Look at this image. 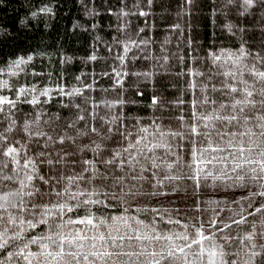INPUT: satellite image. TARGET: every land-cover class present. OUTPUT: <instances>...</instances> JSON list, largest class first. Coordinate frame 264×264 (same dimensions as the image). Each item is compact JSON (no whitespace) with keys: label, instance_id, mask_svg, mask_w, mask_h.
Instances as JSON below:
<instances>
[{"label":"snow or ice","instance_id":"1","mask_svg":"<svg viewBox=\"0 0 264 264\" xmlns=\"http://www.w3.org/2000/svg\"><path fill=\"white\" fill-rule=\"evenodd\" d=\"M196 3L183 0L182 14ZM207 4L210 20L217 14L224 18L220 28L233 47L213 48L221 37L211 32L196 36L195 46L192 39L187 41L189 61L197 65L178 73L190 78L187 116H165L162 98L154 95L148 107L160 115L147 124L136 119L129 125L122 115L108 118L88 111V97L76 103L74 98L83 96L79 88L0 81V89L12 93L0 92V125H5L0 130V264H264V0ZM229 6L237 13L233 20L228 19ZM201 48L204 56L193 55ZM31 60L2 62L0 74L7 66V75L16 77ZM53 100L58 109L74 110L75 119L61 124L59 111H44ZM125 103L121 99L112 107ZM170 103L182 106L185 101ZM18 105H28L33 119L17 121L13 114L21 110ZM97 117L100 127L94 123ZM90 135L98 139L76 143ZM68 144L75 147H56ZM184 178L193 182L197 195L201 181L226 192L241 189L239 199L231 197L236 205L228 209L232 214L222 219L194 216L191 225L169 219L180 225L179 231L127 215L125 199L139 195L135 189L143 183L163 189L165 181ZM117 203L124 214L101 211ZM201 203L195 200L189 210L220 211L210 207L219 201L204 202L208 206L203 209Z\"/></svg>","mask_w":264,"mask_h":264},{"label":"trees","instance_id":"2","mask_svg":"<svg viewBox=\"0 0 264 264\" xmlns=\"http://www.w3.org/2000/svg\"><path fill=\"white\" fill-rule=\"evenodd\" d=\"M44 7L52 11H40ZM183 7V0H153L151 6L146 4V0H0V63L7 61V65H11L19 57L32 56L27 65L17 70L19 75L16 77L7 75L9 69L5 66L0 81L8 80L17 85L31 82L39 87L50 88L62 83L66 89L79 88L83 96L75 97L76 103L88 97V111L99 116L107 114L108 118L122 115L124 123L129 125L136 119L147 124L154 116L160 115L158 110L148 107L154 95L162 98L167 108L165 116L174 117L178 113L187 116L190 78L178 73L197 66L189 61L187 41L192 39L195 46L196 36L211 32L221 37L218 43L212 45L213 48H232L233 42L230 36L221 31L222 16L217 14L213 20L209 19L210 6L207 0H197L195 5L189 6L191 11L188 14H182ZM141 11L148 14L141 16ZM226 11L229 20L237 15L233 6H229ZM255 47L259 48L260 44L257 42ZM93 54L97 57L95 61L89 59ZM204 54L203 48L193 53L199 56ZM31 71L43 74L38 77L27 75ZM47 74H50V78ZM0 92L12 95L5 89H0ZM138 92L144 95L140 96ZM178 98L185 101L182 106L170 103ZM61 99L68 102L67 98ZM121 99L127 102L123 108L118 104L112 107ZM55 104L53 100L52 104L44 107V111H59L61 124L75 119L72 115L74 110L58 109L53 106ZM18 108L21 110L13 114L17 121L33 119L28 105H18ZM94 123L100 127L99 117ZM172 123L174 126L176 121ZM4 126L0 125V130ZM44 127L47 128L46 125ZM69 133L75 134L71 129ZM91 139L98 138L94 135L78 137L76 143L83 146ZM106 143L111 146V142ZM56 147L71 151L75 146L68 144ZM83 155L88 156L89 153ZM201 184L197 195L193 182L187 178L165 181L163 189L150 188L147 183H143L142 188L135 189L140 194L127 197L124 207L129 209L127 215L146 221L154 219L158 227L177 231L181 230L180 225L168 223L169 219L191 225L194 216L218 215L221 219L230 216L232 213L228 209L236 207L231 203V197L234 195L239 199L242 190L226 192L223 187L213 189L204 181ZM174 188L178 190L173 191ZM153 191L169 194L150 195ZM195 200L202 202V209L208 206L204 202L219 201V204L213 203L210 207H218L220 211L218 214L190 211ZM153 208L159 211L152 212ZM137 209L149 211L139 212ZM101 211L110 215L124 214L119 203L115 208Z\"/></svg>","mask_w":264,"mask_h":264}]
</instances>
